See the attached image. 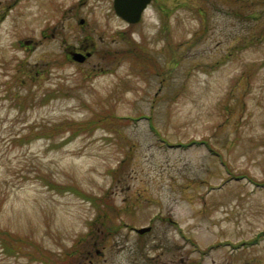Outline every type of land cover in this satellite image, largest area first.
I'll return each mask as SVG.
<instances>
[{"label": "rangeland", "instance_id": "rangeland-1", "mask_svg": "<svg viewBox=\"0 0 264 264\" xmlns=\"http://www.w3.org/2000/svg\"><path fill=\"white\" fill-rule=\"evenodd\" d=\"M112 1L0 0V264H264V0Z\"/></svg>", "mask_w": 264, "mask_h": 264}, {"label": "flooded vegetation", "instance_id": "flooded-vegetation-1", "mask_svg": "<svg viewBox=\"0 0 264 264\" xmlns=\"http://www.w3.org/2000/svg\"><path fill=\"white\" fill-rule=\"evenodd\" d=\"M88 58V57H87ZM159 220V223H163L164 227L167 228V218H156V219H149V222L151 224L147 226H140L135 227L130 224L125 223L124 221H120L117 223V225L114 226V228H105V229H98V231L101 233L100 236H102V241H107L110 238V235L112 234L114 236L120 235L121 232L125 231L128 233V235H133L135 240L134 243L130 244L128 246V243H125L124 239H118L115 243V254L120 255V253H125L127 256V261L124 263L122 260H120L118 263H114L113 258V249L109 246H103L100 249H96L97 242L93 243L92 245L89 244L87 248L81 252H73L71 255V264H109L110 262L112 264H168L167 263V239H163L162 237H159L157 239V243H155L156 246L150 247V241L155 242L156 240H149L148 238L152 235L153 231L156 228V224L154 223ZM111 218L109 220H103V224L110 223ZM140 229H146L144 233L137 232ZM90 232L87 235H92L91 232L92 229H89ZM88 230V231H89ZM125 238V236H123ZM129 237L126 236L125 240ZM126 244L127 250L124 251L126 247L124 245ZM132 245V246H131ZM149 246L150 249L147 251L144 247ZM156 249H161L158 254H156V261L154 256H151V253H154ZM108 250V251H106ZM109 253V258L111 261H108L106 254ZM173 256V259H176L175 251L171 254ZM157 256L159 258H157ZM163 257V260L161 259ZM113 260V261H112ZM181 264H185V260L180 259ZM179 263V264H180ZM170 264H175V261H171ZM197 264H199V261L197 259Z\"/></svg>", "mask_w": 264, "mask_h": 264}, {"label": "water", "instance_id": "water-1", "mask_svg": "<svg viewBox=\"0 0 264 264\" xmlns=\"http://www.w3.org/2000/svg\"><path fill=\"white\" fill-rule=\"evenodd\" d=\"M150 0H113L115 14L125 20L127 23H137L141 13ZM73 59L83 62L85 57L81 54H74Z\"/></svg>", "mask_w": 264, "mask_h": 264}, {"label": "trees", "instance_id": "trees-1", "mask_svg": "<svg viewBox=\"0 0 264 264\" xmlns=\"http://www.w3.org/2000/svg\"><path fill=\"white\" fill-rule=\"evenodd\" d=\"M137 53H135V55H136ZM134 55V56H135ZM64 188H70V187H64ZM75 192H76V190H75ZM104 218H106V215L105 216H103ZM97 219H99V216H97ZM73 252H76V251H72V252H70L71 254L73 253ZM68 262L69 261H71V258H68V260H67Z\"/></svg>", "mask_w": 264, "mask_h": 264}]
</instances>
